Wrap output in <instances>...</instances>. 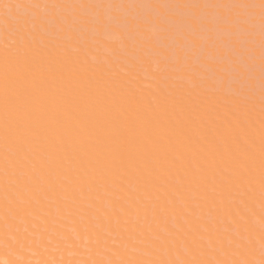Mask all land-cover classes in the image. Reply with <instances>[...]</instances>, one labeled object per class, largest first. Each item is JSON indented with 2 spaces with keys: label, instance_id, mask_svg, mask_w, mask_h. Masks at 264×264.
<instances>
[{
  "label": "bare ground",
  "instance_id": "bare-ground-1",
  "mask_svg": "<svg viewBox=\"0 0 264 264\" xmlns=\"http://www.w3.org/2000/svg\"><path fill=\"white\" fill-rule=\"evenodd\" d=\"M1 20L0 264H264V107L235 103L222 86L229 102L194 94L201 84L191 95L183 92L187 86L175 82V88L168 79L171 89L163 91L165 80V86L158 82L160 89L155 80L151 89V76L160 78L156 73L145 88L141 81L129 82L135 77L123 76L118 63L110 64L122 75L111 77L107 73L115 71L99 54L110 67L107 73L93 55L81 50L88 54L81 56L77 46L70 51L68 44H75L69 40L68 48L49 46L48 30L39 42L25 35L24 23H16L19 31L9 19L16 36L25 32L15 39L14 27L3 28L8 21Z\"/></svg>",
  "mask_w": 264,
  "mask_h": 264
},
{
  "label": "rangeland",
  "instance_id": "rangeland-1",
  "mask_svg": "<svg viewBox=\"0 0 264 264\" xmlns=\"http://www.w3.org/2000/svg\"><path fill=\"white\" fill-rule=\"evenodd\" d=\"M142 1H143V3H141ZM238 4L240 5V7ZM98 8H99V10H98ZM148 8L149 9L151 8V9L148 10ZM2 10H4V14H3ZM127 10L129 13L127 12ZM0 11H2V12H0V13H2V14H0V18H1V16H3V17L5 16V18H6V20H4L2 17L1 18L2 20L1 19L0 20L2 22L8 21V22L4 23L5 26L3 25V28L4 27H6V28L14 27V25H16V23H19V22L22 24L24 23L23 25L17 24V25H19V27H17V28L14 27V31H13V28H12V30L10 29L11 30L10 34L11 35L14 34L15 39L17 37H19L20 35H23L26 32L25 35L33 34V35L37 36L36 39H38V41L40 40L39 42H42L41 39L44 37L45 31L48 30L46 33L47 35H45V37H44V38H46V36H47V38L45 40H48V38L52 37V35H53V37L56 35L54 38L53 37L51 38V39H54L53 41H55V43L53 41H51V39L49 41H47L49 46H52L55 48H57V47L58 48H64V46L66 45V41L67 40L71 41V44H75V45H70V44H68V41H67L69 48H68V46H65V47H67L70 50L74 46H77V47H74V50L76 51L75 48H78L77 52L81 56H83V54H85V53L82 54V52L89 53V56L91 58H92L91 55H93L94 57L92 59L89 56H88V59L90 58L92 61H98V62L100 60V64H102L101 66H102L103 70H105V71H106V69L109 71H110V69H111V71L112 70L115 71V72H112L113 76L110 72L107 73V71H106V73L110 74L111 77H115L116 74L122 75L121 71L119 73L117 72V70H120V68H118V69L114 68L113 64H115V66H116V63H118V64H120L119 67L122 66L121 70H123V73H124L123 76H126V77L132 76L130 78L135 77L134 80H132V81L129 78L130 79L129 82H134L135 80H137V82L141 81L145 88H147L146 86L148 85V83L150 84V82H151V84L148 87H150L151 89L154 87H157V85L152 86V83L155 80L156 81L154 82V84H156V82L157 83L161 82L162 80H165V82H167L168 84H170L172 82L171 84L173 86H175V88L177 86L175 84V82H177V83L179 82L180 85L187 86V87L183 88V90H184L183 92L186 93L188 91L186 94L191 95L193 92V90H191V89H195V88H197L196 85L200 86V84H201V86L199 88H197L198 90L197 91L195 90L196 92L194 93V94L199 93L197 95H200L201 97H204V95H206V96L210 95L211 98H214L217 100H219V98H220L221 100H226V102H229L227 99H224L222 97L228 95L227 96L228 98H229V96L234 98V96H236L234 98V99H236V101H234L235 103L239 102V104L248 103L249 105H252V104L256 105L257 104V106H259V105L262 106V107L259 106V107L255 108V110L259 109V108L263 109V107H264V0H141V1L140 0H99V1H97V0H0ZM12 11L17 13L16 17H15V13H13L14 18H13V15H11ZM8 12H10V13H8ZM139 12H141V13H139ZM8 14H10L12 18L10 17V15L8 16ZM75 15H77L78 18ZM37 16H38V18H37ZM81 17H82V19H84L83 21H81L82 20ZM169 17H171V18H169ZM8 18L10 19L12 24L15 22L13 26H12V24H8V23H10ZM24 18L26 20H23ZM27 18H30V19H27ZM121 19H123V20H121ZM170 19H172V20H170ZM192 21H195V22H192ZM84 22H85V24H83ZM114 23H116V24H114ZM129 23H130V25L131 24L132 25L130 26ZM133 23H134V25H133ZM139 24H140V26L138 27ZM20 25L24 26V27H22V30H24V31L26 30L25 32L24 31H23V33L19 32V31H22L20 28L21 27ZM25 25H26V28L29 27V29H31L34 32H31V33L28 32L27 33V31L29 29H24ZM43 25H44V27H43ZM35 26L38 29L36 28V30H34ZM89 26H91L92 28ZM95 26H96V28L98 26V29H96ZM99 26H101V28ZM103 26H104V28H103ZM129 26L131 27L130 29H128ZM143 26H144V28H143ZM0 27L2 29L1 25H0ZM41 27H43V28H41ZM137 27L139 29H137ZM146 27L148 28V30L145 29ZM235 27H236V30H235ZM15 28L16 29L20 28V29H18L19 30L18 31L19 36L15 35V31H16ZM52 28H53V30H52ZM82 28L84 29L85 32L83 31ZM133 28H135V29H133ZM141 28L144 29V31ZM44 29H46V30H44ZM87 29H89V31ZM101 29H103V30H101ZM7 30H8V32H10L9 29H7ZM55 30L58 32H55ZM97 30H99V31H97ZM12 31H13V33H12ZM86 31L88 32L89 35L90 34L91 35L88 36ZM120 31H122V32H120ZM123 31H124V34H123ZM5 32H7V31H4V33ZM8 32L5 33L7 35V40H8V36H11V35H9ZM59 32H61V33L63 32L66 37L64 35L61 36L63 33L61 34ZM97 32H99V33H97ZM102 32H103V34H102ZM134 32H135V34L138 33L141 36L145 32L143 35H146L145 36L146 41L145 40L141 41V38L143 39V36L142 37L140 35L138 36V34L134 35ZM139 32H141L142 34ZM149 32H150V34L152 32L151 35H153V37L149 34ZM130 33H133L134 36L133 35L130 36ZM146 33H148L149 35ZM67 34H69V35H67ZM98 34L106 36L107 40H111V39L115 40L116 36L117 37L119 36L117 39H120V37H121L122 42H121V39L118 42H117V39L115 41H113V40L107 41L106 39H104L100 35L99 36L101 38L99 39ZM216 34H218V35H216ZM2 35H3V32H2ZM2 35H0V36H2ZM30 35H27V36L30 38L31 37ZM41 35H43V37ZM48 35H50V36L48 37ZM86 35H87V37H86ZM35 36H32V37H35ZM72 36H73V38H72ZM57 37H59V38L62 37V38L59 41V38H57ZM84 37L87 38V40H89V41L86 40V42H83L85 40ZM89 37H90V39H89ZM125 37H126V39H125ZM147 37H148V39H147ZM10 38L12 40L13 37H10ZM10 38H9V40H10ZM123 38L125 41L123 40ZM153 38L156 39L157 41H154ZM127 39L131 43H133L135 41L137 43V41H138L137 44L139 46L136 45V43L130 44V42ZM134 39H136V40L134 41ZM104 40H106V41H104ZM147 40H148V42H147ZM12 41H14V39ZM150 41H152V42H150ZM8 42L9 41H7V44H9ZM56 42H58V44H56ZM88 42H90V43H88ZM143 42L148 43V44H145ZM154 42H156V43L154 44ZM178 42L180 43V45ZM77 43L78 44L81 43L80 45L81 46L83 45V47L80 49V45L78 46ZM85 43H88V44H85ZM11 44H14V42H11L8 46H12ZM60 44H62L63 47ZM116 44L121 45V46L118 47V45H116ZM141 44H143V45H141ZM59 45H60V47H59ZM101 45L102 46L105 45L106 47H102ZM108 45H111L112 48H113V46L114 47L116 46V48L112 49ZM129 45H130V48H129ZM133 45H135L136 47ZM140 45L144 46V48H142ZM147 45H149V46L147 47ZM152 45L154 47H151ZM70 46H73V47H70ZM121 47H123V49ZM125 47H126V50H124ZM132 47L136 48L137 51L135 49H133V50H135V52H134L132 50ZM145 47H147V48H145ZM150 47L152 49H149ZM110 48L112 51L110 50ZM127 48L129 49V51ZM155 48L157 50H155ZM176 48L178 49V52L181 51V52H179V54H178V52H176L177 51ZM179 48H180V50H179ZM84 49H85V51H84ZM116 49H118V51H121L122 53L120 54V52H117ZM81 50H82V52H81ZM88 50H91V51L88 52ZM104 50L106 52H109V53L110 52H113V53L115 52L114 54L117 53L116 55L110 53L111 55H113V57H116V58L110 57L109 56L110 54L106 53ZM75 51H72V52L77 53ZM220 51L222 53H220ZM126 52L129 54L130 53H133V54H130L131 57L128 54L126 56V54H124ZM149 52H154V53H151L149 55ZM175 52H176V54H175ZM144 53L148 54V55H144ZM235 53H237V54H235ZM97 54H99L103 58V60L99 57H98L99 58L98 59L96 56H99V55H97ZM153 54H154L155 58L153 57ZM182 54H184V55L182 56ZM87 55L85 54V56H83V57H87ZM122 55H124L125 58L118 59ZM142 55H144V56H142ZM124 56H122V57H124ZM133 56H135L136 59ZM149 56H151V57H149ZM180 56H181V58H180ZM221 56H223V57H221ZM109 57L112 59H110ZM127 57H129L130 59L129 58H128L129 60L126 59ZM146 57H148V58H146ZM139 58L140 59L143 58V59L140 60ZM145 58H146V60H148L149 58L150 59L148 61H145V63H144ZM151 58H152V60H156L157 64H159V67H156L158 65L155 63V61H151ZM190 58H191V60H190L191 63L189 65V63L186 62V60H188ZM95 59H98V60H95ZM109 59H110V61H109ZM117 59H118V62H115V61H117ZM91 60H87V61L90 62V64H92V66H94L95 64ZM101 60L104 62V64L106 63V66L110 65V67L111 66L112 67L111 68L109 67L110 69L108 67L106 68L105 65L103 64V62L101 63ZM120 60L125 61L124 63L128 64V65L125 66V64H123L122 61H120ZM136 60L140 61V62L137 63ZM158 60L163 61V64H165V65L163 66L162 62L158 61ZM212 60L216 64L213 63ZM220 60H221V62H220ZM107 61H108V65H107ZM135 61H136L137 67H136V64L135 65L133 64ZM201 61L203 63H201ZM207 61H208V63H211V65L207 64ZM164 62H167V63H164ZM110 63H113V64H110ZM221 63H222V66L220 65ZM100 64L98 66H100ZM122 64L124 65V67ZM143 64H145V65H143ZM147 64L149 66L151 65V68H150L151 70L148 69L149 67ZM212 64H214V65H212ZM166 65L168 67H166ZM198 65H200V66H198ZM96 66H97V63H96ZM96 66H94V67H96ZM129 66H131L130 69H132L134 71L136 70L137 74H136V71L132 72V70H129ZM132 66H133V68H132ZM193 66H198V67H195V68H197V70L194 69ZM104 67H105V69H104ZM144 67H146V68L148 67L147 70L145 69V71H147V73L142 70V68L144 69ZM161 67H166V68H162V70H161ZM112 68H114V69H112ZM203 68H205V69H203ZM186 69H189V71ZM200 69L204 70V71H201ZM221 70H223V71H221ZM124 71L130 72V74L128 75V73L126 72L127 73V75H126V73ZM148 71L150 72V74L148 73ZM158 71H159V73H158ZM226 71H227V73H226ZM231 71H233V72H231ZM131 72L133 73V75ZM168 72H169V74H168ZM205 72H208L209 74L208 73L205 74ZM152 73L159 74L161 79L158 77V75H155V77H154L152 75ZM190 73H191L192 77H191V75L189 76ZM193 73H194V77H196V75L198 74L197 78H198V76L201 75L199 77V80H197L193 77ZM137 75L143 76L142 79L146 78V79H143L145 81L137 79L136 78ZM205 75H208V76H205ZM140 76L138 78H141ZM150 76H151V78L153 77L155 79L153 81H151ZM167 76H168V78H166ZM217 76H219V77H217ZM157 77H158V79H160V81L157 80ZM162 77H165V78H162ZM223 78H225V80H223ZM149 79H150V82H148ZM167 79L171 82L169 83ZM192 79H194V80H192ZM206 79L210 80V83H207L209 85L204 84V83H206ZM203 80H204V82H203ZM212 80H214V81H212ZM197 81L199 82V84ZM219 81H221V82L219 83ZM222 81H223V83H222ZM232 81H234V82H232ZM236 81H237V83H236ZM163 82L164 81H162L161 82L162 84H160V85L165 86L167 83H163ZM181 82H183V83H181ZM213 83H215V84H213ZM131 84H134V83H131ZM171 84H170V86H171ZM221 84H223V85H221ZM143 85H142V87H143ZM158 85H159V83H158ZM160 85L158 87L159 89L161 88ZM167 85L165 86V88L162 86L163 91H166L165 89H171L172 88V86L170 87L169 85L168 86L170 88H168ZM194 85H195V87H193ZM210 85H213V86H210ZM214 85L215 86L218 85V86L215 87ZM240 85L243 87H241ZM188 86L190 88L189 90H191V91L187 90ZM203 86L206 87L207 89H210L209 91L216 92L217 94L214 93L216 95H219L218 93L222 92V91H220L223 89V88L220 89V87L222 86V87H225V89L228 88L227 90L223 89L225 92L227 91V94L223 95L222 93H224V91L220 94L221 97H218L216 95L212 96L213 92H209V94L208 93L204 94L206 91L208 92V90L203 89L204 88ZM233 86H236V87H233ZM208 87H212V90H211V88H208ZM239 88L242 91V93L240 92ZM235 89H237L238 91H236ZM172 90L174 91V89H172ZM199 90H201V91L199 92ZM204 90H206V91H204ZM233 90L235 91L236 95L233 94L234 93ZM176 91H178V88ZM202 91H204V92H202ZM179 92H182V88L179 89ZM239 92L241 94H238ZM229 93H232L233 95L229 94ZM246 94H247V97H246ZM238 95L240 96V98H238ZM241 97L247 98V99H245V101H243L244 99H242ZM237 98L239 100L242 99L241 101H243V102L238 101ZM207 99H209V98L207 97ZM247 100H248V102H246ZM230 102H232L231 99H230ZM257 102L263 103V105L259 104ZM235 103L232 104L233 105L232 107H234ZM229 104L226 103V105H229ZM235 106H237V104ZM243 106L244 105H242L241 107L243 108ZM229 107H230V105H229ZM249 107H250L251 111L255 112L253 107H251V106H249ZM249 107H246L245 109H247V108L249 109ZM252 108H253V110H252ZM237 109H240V108H237ZM262 109H261L260 113L262 112ZM241 110H243V109H241ZM259 110H257V111H259Z\"/></svg>",
  "mask_w": 264,
  "mask_h": 264
}]
</instances>
